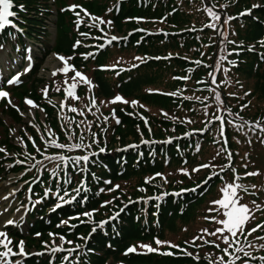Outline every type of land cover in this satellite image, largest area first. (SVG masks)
I'll list each match as a JSON object with an SVG mask.
<instances>
[{"label": "trees", "instance_id": "trees-1", "mask_svg": "<svg viewBox=\"0 0 264 264\" xmlns=\"http://www.w3.org/2000/svg\"><path fill=\"white\" fill-rule=\"evenodd\" d=\"M15 1L23 6L28 5L34 13L39 10L38 4L41 2ZM45 1L41 2L42 6H45ZM91 1L95 3L88 5H95L101 18L112 21V32L119 30L123 33L122 38L126 39L114 41L94 58L89 56L85 59L82 55L97 50H92L95 47L93 43L90 48L70 49L72 64L78 71L83 72L93 67L91 79L95 87L89 92L87 88L84 90L86 85L80 84L78 87H83L76 92L80 99L66 100L62 111L63 131L51 116L58 108L48 107L38 100V94L33 95L46 112L44 124L51 118L55 128L51 130L54 138L58 140L57 143H79V137L83 135V143L91 144V148H46L44 141L48 140V137L42 132L41 136L45 138L42 140L40 135L28 129L26 133L21 134L27 150L24 152L13 145L9 137L10 128L13 129L20 123L21 118L11 111L13 116L10 115V124L0 120V129L4 133L0 144L5 146L8 153V158L4 153H0V174L5 171L3 166L7 163L8 173L21 174V181L26 182L21 195L26 193L28 197L26 219L28 233L32 237L29 242H36L35 247L41 248L39 242H47L50 246L52 238L59 240V237L63 236L66 240L73 241L71 245L65 243L67 248L77 244L81 246V251L73 253L72 256V259L79 257V264H208L209 256L216 259L223 253L210 244L195 247L191 241L193 237L201 234V229L213 231L219 227L204 217L211 215L218 219L217 213H209L207 210L212 207L209 205L211 201L218 196L219 199L222 197L220 189L226 183L232 182L235 176H239L235 182L249 189L248 193H241L244 199L252 200V193H264V183L255 176H245L246 172H252L248 163L252 156V146L264 147V143L260 142L264 134L258 130L255 133L250 131L247 125L242 129L237 127L245 121H259L264 124V0H260L258 7H253V0ZM209 7L220 14L219 22L208 15L206 9ZM249 9L251 15H239ZM228 16L238 18L224 25L223 21ZM63 20L64 16L61 15L60 22ZM90 24L91 22L86 20V24L81 26L85 29L84 33L88 32L89 36L99 34L100 27L91 30ZM28 27L33 28L30 30L35 36H38L37 29L43 30L34 23H29ZM220 32H224L227 39L221 36ZM13 37L20 43L24 41L20 34L8 30L0 37V45L5 41L9 42ZM61 37L66 38L65 33H62ZM228 41L236 43L231 44ZM230 52L232 54L228 55ZM221 56L226 59L221 62L220 70L216 71L215 65ZM137 57L142 59H135ZM118 60L120 63L115 69L100 70L101 66L114 65ZM196 61L200 63L197 64ZM229 61H235L236 66L233 67ZM224 68L230 71L225 73ZM213 71L216 84L211 82L212 77L209 75ZM177 77L188 79H176ZM225 81L226 83H222ZM115 89L124 99L139 103L132 108L130 104L120 102L100 103L109 101V97L117 96L113 92ZM150 89L158 91L150 93ZM210 89H217L221 93L223 106L214 99V93ZM32 91L36 93L35 89ZM246 92L250 95L245 96ZM172 93L176 94L171 95ZM230 93L234 95H229ZM51 94L65 100L62 90L53 91ZM93 95L99 107V112L93 109L95 115L85 107L89 104V97ZM186 97L192 99H185ZM196 97L201 99L197 100ZM245 104H248V107L242 109ZM4 105L5 103L0 107ZM69 107L83 110L84 116L68 111ZM113 109L119 123L112 117ZM164 113L168 115L165 116ZM216 115H220L224 120L223 137L220 134L221 122L214 119ZM105 117L108 118L106 122ZM82 120L85 123H80ZM89 122L90 131L87 126ZM101 127L104 128L103 131H100ZM92 133L96 134L98 143H92ZM29 136L36 142L43 155L33 147ZM169 140L170 143L167 142ZM221 147L226 150L217 155ZM100 148L105 151L101 153ZM228 152L233 154L231 161L227 159ZM91 153L95 155H90ZM83 155H90L87 170L83 172L79 170L85 167L83 162L79 167H75L71 162L65 166L63 162L45 159V156L67 158ZM17 160L24 163L17 164ZM37 160L42 161V164L29 171ZM229 163L236 169V173L231 169L220 172V167ZM58 164V176L53 177L51 170L57 168ZM202 164H212L216 167L191 172ZM180 169H187L191 175H184ZM213 172H218L219 175L208 179ZM158 173L161 175L158 176ZM147 178L152 179L146 183ZM66 179L71 182L64 183ZM82 180L88 191L82 189L77 196L75 190L81 187ZM205 180L206 184L203 183ZM106 181L110 183H105ZM115 185H119V188L108 191ZM252 185L257 187L253 189ZM30 188L31 191L27 192ZM46 189L51 190L47 198ZM101 189L105 191L101 192ZM57 191L61 196L67 191L65 200H71L73 196H76V199L52 211L58 203ZM177 193L179 195H176ZM157 197L159 199H156ZM106 201L111 203L105 206ZM86 212H92V217L83 216ZM116 213H119V216L110 220ZM61 221H68V224L63 225ZM102 221L108 222L101 228L99 225ZM93 228H96L95 232ZM36 233L40 234L39 237H36ZM50 233L56 234L55 237L50 236ZM14 236L22 237L19 232L14 231V243L18 242ZM257 236H264V231H257L248 238L255 247H248V242L241 237L245 251L256 259L243 257V253L236 254L242 259H249V264H264V261L259 260V257L264 256V249L259 247L264 241L257 240ZM81 237L88 239L85 241L80 239ZM157 238L162 241L175 239L172 244L187 249L193 256L183 255L178 250L166 246L161 247L160 251H173L175 255L147 253L145 249L125 254L129 247L144 243L157 247ZM205 238L220 243L216 237ZM186 241L188 243H185ZM202 243L197 241V244ZM223 247L225 245L221 243V248ZM65 255L66 252H57L51 255L50 260L30 257L25 264H50L52 259L55 264H62ZM195 256H199V261ZM236 264H241V261L237 260Z\"/></svg>", "mask_w": 264, "mask_h": 264}, {"label": "rangeland", "instance_id": "rangeland-1", "mask_svg": "<svg viewBox=\"0 0 264 264\" xmlns=\"http://www.w3.org/2000/svg\"><path fill=\"white\" fill-rule=\"evenodd\" d=\"M41 2H43V0H41ZM41 2L40 4H38L40 8L36 11V13H34L33 9L28 7V5H25L23 9H21V7L17 9L19 10L18 12L22 14L20 16H23L22 19H20L22 25H20L21 30L18 32V34L23 37L24 41L20 43L19 41H16V37H13L9 42L5 41L2 43V45H0V90L7 91L10 94L9 98L11 99L12 104L16 106L14 108L12 105H9L7 102L8 98L0 99V105L5 103L3 107H0V120H2L7 125L10 124V115L13 116V113L11 111L16 112L21 118L20 123L18 122L15 127H13V129H15L16 131L14 133L9 132V137L11 138L13 145L19 147L20 150L24 152L27 151L24 146V143L22 144L17 140V137H22V133H26L28 129H32L36 135L41 136V133L43 132L46 135L45 137H48V139H50L49 133L52 134L51 129L55 130L51 118H49L47 123L44 124L47 115L39 101H37L33 97L34 94H38L40 97L38 100H41V102L45 103L48 107L52 108L54 106L55 108H58L53 111L55 112V114H51V116L55 118L56 124L60 126V129L62 131L64 129V124L62 122L63 112L59 111V103L61 101H64V98H60L59 96H52L51 93L53 91H56V88L59 87L65 96L64 81L68 79V82L71 83V80L69 78L73 75V73L70 72L68 74V77H66L62 73H58L54 77L52 76V71L55 68L62 66L61 62L56 58L57 55L66 58H72V53L70 54L69 52L70 49H75L73 46L76 44L77 40L82 41V44L78 47L90 48L89 46L91 43L96 46L105 43L106 40L111 36H117L120 38H122L123 36V33L119 30H117L116 32H112V28L110 29V26L107 24L91 27V30L100 27L99 34H95L96 36H81V33H84L85 30L84 27L82 29L81 26L86 24V20H89L91 22L90 25L93 24V21L89 19L88 16H85L83 12H81L80 19L83 22L78 28L76 25L77 17L74 15L73 11L69 10V6L80 5L83 9H86L87 12L90 13L92 16L100 17L95 5H88V3H95L91 0H46L45 6H42ZM252 3L253 5L261 4L260 0H253ZM76 11H80V9L77 8ZM61 15L64 16L63 22H60ZM29 23H34L43 28V30L37 29L38 36L33 35L32 31L30 30L33 28L28 27ZM62 33H65L66 38L61 37ZM105 33L107 34L106 36L104 35ZM96 37L103 38L95 39ZM105 48L106 47H104L103 49H98L97 47H93L92 50L97 49L94 52V54L97 55L98 53H100V51L104 50ZM29 57H31V61H29ZM69 63L73 65V60L71 59ZM29 64H31V71H29L27 74H23L25 68L28 67ZM92 68L93 67H89L88 69H85V71L80 72L91 79ZM100 70L105 71L102 70V68ZM17 74H21L20 82L15 85L9 84L8 80L12 79ZM45 86L49 87V93L47 98H45L41 91L43 88H45ZM81 87L83 86L77 87V93ZM86 88L88 89L87 85L84 90H86ZM32 89H35L36 93H33ZM113 92L115 93V95H121L117 92L116 89ZM80 95L82 94L80 93ZM114 97L115 96L109 97L108 100L110 101ZM26 98L33 100L37 105H39L38 108L32 109L31 115H27L29 113V107L25 104ZM69 99L73 100L72 98ZM49 101H51V103H49ZM130 107L132 108L134 106L130 104ZM17 108L19 109V111H17ZM41 109H43V111H41ZM21 113H24L25 115H21ZM48 113L49 112H47V114ZM103 130L104 128L101 127L100 131ZM3 138L4 133L2 129H0V142H2ZM51 138L55 139L56 142H58V140L54 138L53 135L51 136ZM31 144L33 145L32 142ZM0 148L5 149V146L3 144H0ZM5 156L7 157V155ZM248 163L252 167V172L259 171L261 173V175L255 177L260 180L261 183H264L263 146H252V156H250ZM6 164L7 163H4L3 166L5 171L0 174V197L8 196V199H0V231L7 233L8 239L12 241L10 247L13 248V251H18L16 245L20 241H24L25 251L27 253H44L43 255H30L26 258L12 257V259H21L22 264H25L26 261L30 259V257H40L50 260L51 255L53 254L48 252V250L44 247L45 243L39 242L40 246L42 247L37 248L35 247L36 242H29V239H31L32 237H30L28 233V225L26 219L28 213V197L26 196V193L24 195H21L24 188V184H26V182L21 181V174L8 173L9 166ZM13 190H15V195L9 196V193L13 192ZM27 192H29L28 189ZM219 197L220 196L216 197L215 200H218ZM253 200H255L261 205H264V193H255L254 198L252 200L243 198L241 202L249 205L254 209L255 206L251 203ZM209 205L214 207L213 205H211V203ZM5 209H7V211H4ZM17 209H19V211H17ZM217 216L218 219L225 218L222 214L217 213ZM10 219L17 221L18 223L16 225H6V221ZM257 223H264V211H257L255 213L254 220L248 223L247 228L255 227ZM14 231L19 232L22 236L21 238H17L14 236L18 241L17 243H14L13 240ZM35 235H37V233ZM53 240L55 239H51L50 246L53 244ZM170 240L175 241V239ZM172 241L170 242L174 243ZM55 243L59 245L61 243L60 239L55 240ZM142 245L147 244L144 243ZM63 246L64 248H67L65 244ZM0 251H3V249L0 248ZM51 264H55L53 259L51 261Z\"/></svg>", "mask_w": 264, "mask_h": 264}, {"label": "snow or ice", "instance_id": "snow-or-ice-1", "mask_svg": "<svg viewBox=\"0 0 264 264\" xmlns=\"http://www.w3.org/2000/svg\"><path fill=\"white\" fill-rule=\"evenodd\" d=\"M12 5V0H0V31H3L6 26L11 25L12 21L9 20V17L15 16L14 12L9 11L10 7ZM21 9H23V5L20 6ZM253 7H258V5H253ZM79 8L80 11H76V9ZM69 10L73 11L74 15L77 17L76 19V25L79 28L80 24L83 22L80 19L81 16V12H83V14L85 16H88L89 19H91L93 21V24L90 25V27H96L97 25H102V24H107V25H111L112 21H105L103 18L100 17H94L92 16L90 13L87 12L86 9H83L80 5H70L69 6ZM208 15L210 17H212L215 21L219 22L221 20V16L218 12L214 11L213 8L209 7L206 9ZM240 16H246V15H251V10H246L245 12H242L239 14ZM238 17H232V16H228L224 21L223 24L227 25L230 21L237 19ZM129 19H142V18H129ZM14 26V25H13ZM206 27H213L215 28V25H206ZM103 31V30H101ZM142 31V30H140ZM235 34V33H233ZM105 36L107 35L106 33L104 34ZM221 36H224L225 39H227V37L225 36L224 32H220ZM81 36H88V33H81ZM103 37H96L95 39H102ZM120 39H126V38H120L117 36H111L110 38H108L106 40L105 43L96 45L95 47H97L98 49H103L104 47H106L107 45H111L113 43V41H119ZM228 43L231 44H235V41H228ZM82 44V41L77 40L76 44L73 46L74 48L80 46ZM262 46H264V44H262ZM252 50V49H249ZM232 53H228V55H231ZM237 55L239 54L238 52L236 53ZM84 56L85 59H87L89 56H92L94 58L95 54L94 53H85L82 54ZM62 64L61 67H57L52 71V76H56L58 73H62L64 74L66 77H68V74L71 72L73 73V75L69 78L71 80V83L68 82V79H66L64 81L65 84V88H64V92H65V100L61 101L59 103V111H63L65 106H66V100L68 98H72L74 100H79V96L76 94V89L78 87V85L83 84V85H87L88 86V90L89 92H91L95 85L93 83V81L87 77L85 74L81 73L80 71L76 70L75 67L73 65H71L69 63V61L72 59L71 57H63V56H59L57 55L56 57ZM29 61H31V57L28 58ZM137 60H140L142 58H135ZM159 59V58H157ZM226 59L225 56H221L220 59L216 62L215 65V69L216 71L220 70L221 67V62L224 61ZM120 61L118 60L116 62V64L111 65V66H101L102 70H109V69H115L117 67V65H119ZM197 64L200 63V61H196ZM229 63L235 67L236 66V62L235 61H229ZM133 67H138V65H133ZM125 69H120V71H124ZM29 71H31V64H29L28 67L25 68L24 73L23 74H27ZM191 71V70H190ZM223 71L225 73H227L228 71H230V69L228 68H224ZM117 75H119V72H117ZM209 75L212 77V83L216 84V75H215V71L210 72ZM21 79V74H17L16 76H14L12 79L8 80L9 84H18L20 82ZM176 79H188V77H177ZM222 83H226L222 82ZM237 83H239L237 81ZM242 87V85H241ZM219 88V85H217V89ZM217 89H210V91H212L214 93V99L218 102V104H220L221 106H223V101L221 99V93L217 90ZM61 89L59 87L56 88V91H60ZM42 94L45 96V98L48 97V93H49V87L45 86V88H43L42 90ZM158 90H149V92H155ZM176 93H172L171 95H175ZM229 95H234V93H230ZM250 95V93L246 92L245 96ZM7 99V102L9 105H12L14 108L16 107L15 105L12 104L11 99L9 98V93L7 91L4 90H0V99ZM185 99H192V97H186ZM197 100H200V97H196ZM117 102L120 103H124V104H131L133 106L137 105L139 102L138 101H128L126 99H124L123 97H121L120 95L115 96L111 101H100V103H108V104H115ZM49 103H51V101H49ZM25 104L29 107V113L27 115H31V111L32 109H36L39 107V105H37L33 100L26 98L25 99ZM88 112H91L93 115L96 114V112H99V107L97 105V100L95 98V96H90L89 97V104L85 106ZM140 107H144L143 105H140ZM248 104L242 105V109L243 108H247ZM93 109H96V112H93ZM220 109H218L219 111ZM17 111H19V109L17 108ZM41 111H43V109H41ZM59 111H58V116H59ZM68 111L72 112V113H77L80 116H84V111L83 110H79L75 107H69ZM230 112V109L228 110ZM205 114L207 115V109H205ZM21 115H25L24 113H21ZM129 115H132V113H129ZM165 116H167V113H164ZM112 117L114 119H116V122L119 123V119L115 117V110L113 109L112 112ZM107 117H105V122L107 121ZM215 120L220 121V134L223 137L224 136V120L223 117H221L220 115H216L214 117ZM212 121H209V123H211ZM30 123V121H29ZM80 123H85V121H81ZM145 123L147 124V120L145 119ZM188 123H192V121H188ZM245 125L248 126L249 130L252 132H256L257 130L264 134V124H261V122L257 121V122H247L245 121L243 124L238 125L237 127L242 129ZM79 126V125H77ZM88 129L89 131L91 130V123H88ZM11 133H14L16 130L15 129H10L9 130ZM199 131H203V130H199ZM50 135V139L45 140V147H54L57 149H69V150H81V149H85V148H91V144L85 145L83 143V135H81L79 137L80 141L79 143H74V144H63V143H57L55 139L51 138V136L53 134L49 133ZM93 135V140L92 143H98V139H96V134L92 133ZM29 140L32 141L33 143V147L36 149L37 152L41 153V155H43V152L41 151V149L35 144V141L32 139V137H28ZM41 139L43 140V136L41 137ZM17 140L20 143H24V138L23 137H17ZM167 142H171V140L167 141ZM239 142V141H238ZM261 143H264V138L261 139L260 141ZM227 143V141H225V144ZM197 150H199V148H197ZM226 149L224 147H221L220 151L217 153V155H220L222 152H224ZM99 151L102 153L105 151L104 148H100ZM0 153H4L5 155H8V153L6 152V149L4 148H0ZM90 155H95V153H91ZM90 155H83V156H77V157H67L65 158L64 156H45V159L47 160H55V161H60L63 162L65 166H67V164L69 162H71L73 164V166L75 167H79L81 162L84 163L85 167L80 168V171H86V165L89 163L90 161ZM232 153L228 152L227 154V159L228 161L232 160ZM247 156V154H246ZM246 158V157H245ZM31 159H35V157H31ZM17 164H23L24 161L21 160H17L16 161ZM38 164H42V161L37 160L36 164H33L28 170L31 171L32 168H35L36 165ZM245 168L247 167V164L244 165ZM60 167V165H57V168H54L51 170V175L53 177L58 176V172L57 169ZM211 167H216L215 165L212 164H202L200 166H198L197 168H193L191 170V172H199L201 169H208ZM226 169H231V171L235 174L236 173V169L232 167L231 163L220 167V172H224ZM180 171L184 174V175H188L190 176L191 173L187 170V169H180ZM158 176L161 174H157ZM219 173L218 172H213L210 174V176L208 177V179H211L212 176H218ZM261 175V173L259 171H253V172H246L245 176H249V177H254V176H259ZM152 178H147L146 179V183L150 182ZM239 179V176H235L232 182L226 183L224 185V187H222L220 189V191L222 192V198L218 199V200H213L211 201V205H213L214 207H210L207 211L209 213H218V214H222L225 218L224 219H217L216 216H205L204 219L205 220H211L213 222H215L217 225H220L219 227H216L215 230L213 231H209L208 229H201L200 230V235H197L195 237H193L191 244L195 247H202L203 245H212L214 248L219 249L223 255L217 257L216 259H212L209 256V260H208V264H236L237 260L241 261V264H249V259H256L255 257L251 256V253L245 251V247L244 245L241 244V237L243 238L244 241L248 242L247 246L248 247H255L256 245L252 244L249 241V237H251L254 233H256L257 231H264V223H257L255 227L252 228H247V225L250 221L254 220L255 218V213L257 211H264V205H261L259 203H257L255 200H253L251 203L252 205L255 206V208L253 209L252 207H250L247 204L242 203V199L243 196L241 195V193H248L249 189L247 186L240 184V183H236L235 181ZM70 179H66L64 181V183H70ZM84 181H81V187L77 188L76 191V195L78 196L80 194V191L83 189V191L87 192L88 189L86 187H84ZM105 183H110V181H106ZM203 183H207V180H205ZM197 187H200V185H197ZM253 189H255L257 186L256 185H252L251 186ZM119 188V185H115L113 188L108 189V191H115L116 189ZM29 191H31V188L29 189ZM50 189H46L45 190V198L48 197L49 193H50ZM101 192L105 191L104 189L100 190ZM187 191V190H185ZM191 191H195V189H191ZM253 195L255 193H252ZM15 195V190H13V192L9 193V196H14ZM57 200L58 203H56L54 205V207L52 208V211H56L57 209L63 207L64 204L66 203H71L72 201H74L76 199V196H73L71 200H65V196H68L67 191H65L64 196L59 195V191H57ZM176 195H179V193H177ZM0 199H4L7 200L8 196H3L0 197ZM84 199L86 200L87 197L85 196ZM156 199H159V197H157ZM41 201H36V203H40ZM111 203V201H106L105 202V206L107 204ZM218 206V207H216ZM4 211H7V209H5ZM17 211H19V209H17ZM121 211H123V209H121ZM93 215L92 212H86L83 213V216L89 217L91 218ZM119 216V213H116L114 216L110 217V220H115L117 217ZM84 222V221H81ZM108 221H102L100 222V227L102 228L104 224H106ZM18 222L15 220H8L6 221V225H16ZM61 224L63 225H67L68 221H61ZM72 227H75V225H72ZM96 231V228H93V232ZM40 234L37 233V236H39ZM50 236L55 237L56 234L54 233H50ZM91 235V234H90ZM205 237H216L217 240L220 241V243H217L216 240H209L206 239ZM61 243L59 245H57L55 243V240H53V244L51 246H49L47 244V242H45L44 247L48 250V252H50L51 254H55L57 252H66L67 255H65L62 258V264H79V257L77 256L76 259H72L73 253H78L81 251V246L80 245H75V247H70V248H64V244H73V241H68L66 240L65 237L60 236L59 237ZM80 239H84L85 241H87L88 238H83L81 237ZM257 240L260 241H264V236H257L256 237ZM197 241H202V244H197ZM185 243H188L187 241ZM221 243L223 245H225V247L221 248ZM12 244V241L10 239H8L7 237V233L0 231V248L3 249V251H0V264H22V260L21 259H16L13 260L12 257H21V258H26L30 255H43L44 253H27L25 251V242L24 241H20L17 245L16 248L18 249V251H13V248L10 247V245ZM155 244L157 245V247H152L149 245H139V246H133V247H129L126 251L125 254L128 253H137L138 249H145L147 251V253H158L160 255H164V256H173L175 255V253L173 251H163L161 252L160 249L161 247L166 246L169 249H176L178 250L180 253H182L183 255L186 256H193V253L188 252L187 249L181 248L179 245H175L172 244L170 241H162L160 239H155ZM260 248L264 249V243H261L259 245ZM230 249L232 251H230ZM91 251V250H88ZM237 253H243V257L249 258V259H242L241 256L236 255ZM226 257L228 259H226ZM197 261H199V256H195L194 257ZM259 260L264 261V256L259 257ZM51 264V262H50Z\"/></svg>", "mask_w": 264, "mask_h": 264}]
</instances>
